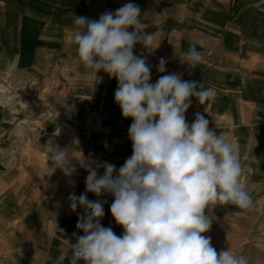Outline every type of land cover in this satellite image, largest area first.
I'll return each instance as SVG.
<instances>
[{
    "label": "clouds",
    "instance_id": "obj_1",
    "mask_svg": "<svg viewBox=\"0 0 264 264\" xmlns=\"http://www.w3.org/2000/svg\"><path fill=\"white\" fill-rule=\"evenodd\" d=\"M142 17L140 7L130 0L98 19L73 20L79 61L117 80L114 100L122 117L132 120V154L118 169L102 160L81 164L88 172L85 191L71 192L68 201L73 212L83 209L76 223L83 235L74 232L64 238L68 251L61 264H249L246 256L230 248L218 252L205 235L213 224V206L253 207L235 144L217 135L203 114L197 112L191 124L186 119L192 98L205 104L215 90L202 81L184 80L181 73H167L163 57L157 71L164 74L151 83L148 57L134 54V48L141 45L153 52L161 33L146 32ZM183 56L182 63L190 69L203 60L195 43ZM73 159L67 148L54 145L49 153L52 173L59 169L73 176ZM89 193L113 197L109 211L122 227L121 235L101 224L107 200H89Z\"/></svg>",
    "mask_w": 264,
    "mask_h": 264
},
{
    "label": "crops",
    "instance_id": "obj_2",
    "mask_svg": "<svg viewBox=\"0 0 264 264\" xmlns=\"http://www.w3.org/2000/svg\"><path fill=\"white\" fill-rule=\"evenodd\" d=\"M128 2L130 0H0V65L26 82L35 83V89L47 86L54 90L64 86L68 102L74 99L86 113L89 108L104 112L107 121L117 126L118 131L110 144L102 146L103 154L98 160L115 164L117 169L132 154L128 139L132 120L122 117L114 100L117 80L103 71L96 74L79 61L73 42V20L75 16L98 19L103 12H114ZM131 2L141 9L145 31L161 33L153 44L154 48L157 47L153 52L147 53L141 45L134 48V54L148 57L150 82L155 83L164 74L157 71L158 62L163 57L167 60V73H181L184 80L202 81L205 88H213L215 96L205 104L200 105L192 98L186 119L191 124L197 112L203 114L209 120L210 128L235 144L242 165V182L247 180L250 194H263L264 0ZM190 43H195L203 56L195 69L182 63L183 53ZM10 114L0 110V134L4 133L7 140L12 123ZM92 160L95 159L91 158L90 162ZM81 164H87L86 160L78 161L73 176L64 175V194L75 191L80 195L85 191L88 172ZM88 199L107 200L101 224L111 226L118 236L121 235L123 229L115 223L109 211L113 197H96L89 193ZM236 209L239 208L232 204L213 206V224L205 235L211 237L218 252L230 248L226 236L220 232L229 227L231 212ZM76 211L82 214L83 209L78 207ZM77 219L60 222L58 228L63 229L64 234L58 233L54 239V264H61L62 255L68 251L64 238H71L74 232L83 235L76 229ZM238 222L245 225L244 220ZM72 243H75L74 239ZM220 243L223 247L218 245ZM68 254L70 256L71 252Z\"/></svg>",
    "mask_w": 264,
    "mask_h": 264
},
{
    "label": "rangeland",
    "instance_id": "obj_3",
    "mask_svg": "<svg viewBox=\"0 0 264 264\" xmlns=\"http://www.w3.org/2000/svg\"><path fill=\"white\" fill-rule=\"evenodd\" d=\"M0 84L13 92L8 96L17 92L30 106L13 113L11 108L0 104V110L11 113L12 118L8 140L4 133L0 134V264H54V239L59 233L56 225L78 218L79 211L68 209L69 195L62 190L64 174L59 169L52 173L49 153L54 145H59L67 148L76 166L79 160L91 163V158L100 159L118 129L108 120L109 138L101 135L102 142L93 144L90 135L83 134L81 128L86 115L94 109L89 108L86 113L74 99L68 102L64 86L35 89V83L26 82L2 65ZM61 128L76 131L63 140L58 137L64 135ZM36 130L41 133L37 135ZM243 182L249 192L247 180ZM250 195L251 210L231 212L230 225L221 229L224 231L220 234L226 236L234 254L246 256L249 264H264V193ZM242 220L245 225L238 222ZM218 245L223 247L222 243Z\"/></svg>",
    "mask_w": 264,
    "mask_h": 264
},
{
    "label": "bare ground",
    "instance_id": "obj_4",
    "mask_svg": "<svg viewBox=\"0 0 264 264\" xmlns=\"http://www.w3.org/2000/svg\"><path fill=\"white\" fill-rule=\"evenodd\" d=\"M12 93L13 92L10 90V88H8V87L0 84V104L2 106L11 108V111L13 113H17L18 112V109H28V108H30V106L24 102V100L22 99V97L17 92L12 97H10V96L7 95V94H12ZM22 129L20 130V133L22 132ZM75 131L76 130L74 128H72V129L61 128V132L64 135L63 136L60 135L58 137L64 140V139H66V138H68L70 136L72 137L73 134L75 133ZM40 133H41V131L36 130V134L37 135H39ZM107 134H108L107 131L104 130L101 133L92 132L89 135H90V138H91L90 140H92L93 144H97L98 142L101 141V138H100L101 135H103L104 138H109L107 136ZM22 135L23 134H21V136Z\"/></svg>",
    "mask_w": 264,
    "mask_h": 264
},
{
    "label": "built area",
    "instance_id": "obj_5",
    "mask_svg": "<svg viewBox=\"0 0 264 264\" xmlns=\"http://www.w3.org/2000/svg\"><path fill=\"white\" fill-rule=\"evenodd\" d=\"M106 129H107V117L106 114L100 110H93L89 112L86 115L83 126L81 128L82 133L85 135H89L92 132L99 133Z\"/></svg>",
    "mask_w": 264,
    "mask_h": 264
}]
</instances>
